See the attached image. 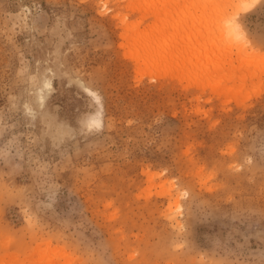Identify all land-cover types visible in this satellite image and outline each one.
<instances>
[{
  "label": "rangeland",
  "instance_id": "obj_1",
  "mask_svg": "<svg viewBox=\"0 0 264 264\" xmlns=\"http://www.w3.org/2000/svg\"><path fill=\"white\" fill-rule=\"evenodd\" d=\"M162 1L0 0V264H264V0Z\"/></svg>",
  "mask_w": 264,
  "mask_h": 264
},
{
  "label": "bare ground",
  "instance_id": "obj_2",
  "mask_svg": "<svg viewBox=\"0 0 264 264\" xmlns=\"http://www.w3.org/2000/svg\"><path fill=\"white\" fill-rule=\"evenodd\" d=\"M162 3H165V1L163 0ZM179 16H181V15H179ZM181 18H182V16L181 17L176 16L175 20H178ZM196 18H198V17H196ZM173 21H174V19L172 20V22ZM236 27H233V30L238 32V30H236V29H238L239 26L236 25ZM151 48L152 47L149 46V50L145 53L143 52L145 59H151V58L164 59V58H167L169 56H175V55H180V54L181 55L183 54V56L185 58L189 57L188 53L185 52L184 49L178 48V47L173 46V45L172 46H163L162 48H158L159 52L158 51L152 52ZM52 83L53 82L48 78V80H46L44 82L43 87H41L40 93L38 96L39 102L41 104H43L45 101V93L51 90ZM83 88H84V91L91 97V99L95 103H97V108L94 111H92L90 113V115L83 120V122H84L85 126H87L90 129H93V130L102 129L104 126V120H103L104 107H103V102H102L101 96L96 90H94V89H92L86 85H84Z\"/></svg>",
  "mask_w": 264,
  "mask_h": 264
}]
</instances>
